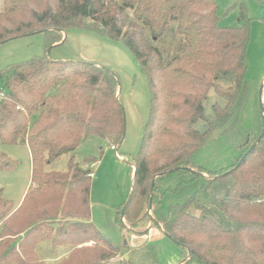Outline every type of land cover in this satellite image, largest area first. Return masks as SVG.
<instances>
[{
    "label": "trees",
    "instance_id": "16d2710c",
    "mask_svg": "<svg viewBox=\"0 0 264 264\" xmlns=\"http://www.w3.org/2000/svg\"><path fill=\"white\" fill-rule=\"evenodd\" d=\"M217 13L215 0H2L0 46L44 34L51 49L74 28L123 42L148 80L151 108L117 221L136 235L159 229L181 247V264H264V137L243 159L263 131L260 106L257 129L247 131L243 155L229 168L209 172L194 162L210 138L239 127L249 93L250 21L242 12L240 27L225 28ZM1 79L0 142L28 147L32 187L17 209L0 189V264H46L36 251L42 241L69 247L55 264H131L116 260L120 249L92 221L99 160L78 164L74 156L90 138L121 145L117 74L34 57L2 70ZM63 156H71L67 172L46 170ZM18 166L0 151V172ZM194 182L201 184L189 199L169 204Z\"/></svg>",
    "mask_w": 264,
    "mask_h": 264
},
{
    "label": "rangeland",
    "instance_id": "374dc122",
    "mask_svg": "<svg viewBox=\"0 0 264 264\" xmlns=\"http://www.w3.org/2000/svg\"><path fill=\"white\" fill-rule=\"evenodd\" d=\"M215 1L219 25L225 28L240 27L243 12L250 21L251 39L246 72L249 93L242 121L228 135L210 138L194 156L196 165L209 172H221L243 155V149L238 146L246 140L247 131L257 129L259 90L264 85V0ZM1 7L2 0L0 9ZM64 41L48 49L44 34L11 40L0 46V72L34 57H48L58 62L86 61L117 74L125 114V134L119 147L120 156H116L107 140L99 138L86 140L74 153L78 164H83L88 159L99 160L93 168L90 199L92 221L117 245L122 259L131 264H180L183 261V251L175 242L167 237L152 240L150 234L134 237L117 221V209L127 202L131 193L133 157L140 150L151 108L148 80L142 68L123 42L111 41L96 32L80 28L69 29L65 32ZM0 90H6L4 79L0 80ZM212 105L213 100L206 102L207 113L212 112ZM0 151L19 163L12 173L0 172V186L7 188L4 198L10 197L15 207L28 182L32 167L31 156L26 147L6 146L1 142ZM70 157L63 156L50 165L48 171L67 172ZM200 184L194 182L182 186L178 193L170 196L169 204L185 202ZM55 263L57 262L50 261L46 264Z\"/></svg>",
    "mask_w": 264,
    "mask_h": 264
},
{
    "label": "crops",
    "instance_id": "0c3cea01",
    "mask_svg": "<svg viewBox=\"0 0 264 264\" xmlns=\"http://www.w3.org/2000/svg\"><path fill=\"white\" fill-rule=\"evenodd\" d=\"M23 147H26V146H23ZM119 147L120 146H117V153L118 154H119ZM26 148L28 149V147H26ZM28 151H29V149H28ZM29 154H30V151H29ZM115 154H116V152H115ZM31 165H32V161H31ZM95 165H93V168H94ZM48 167L46 168V170L49 169ZM93 179H94V177H93ZM31 187H32V167H31V170H30L28 182H27V184L25 186V189H24V191L22 193V196H21L20 200L18 201V204L15 206V209L19 208L22 205V203H23V201H24V199H25L26 195L28 194V192H29ZM0 189L3 190V193H4L3 195H5L7 188L0 186ZM6 199L10 200V201H13L10 197L9 198L7 197ZM90 199H91V197H90ZM149 234H150V237H151L152 240H162L163 238H166L164 236V234L159 229L150 228L149 233L145 234V235H149ZM145 235L133 234L134 237L135 236H145ZM69 250H70L69 247H57V248H54L52 246L51 242H49V241H42L41 243L38 244L37 249H36L39 258L42 261H44L45 263L50 262V261H53V262L54 261L55 262L60 261L61 259H63L68 254ZM117 260H123L120 254H119Z\"/></svg>",
    "mask_w": 264,
    "mask_h": 264
},
{
    "label": "water",
    "instance_id": "95a60500",
    "mask_svg": "<svg viewBox=\"0 0 264 264\" xmlns=\"http://www.w3.org/2000/svg\"><path fill=\"white\" fill-rule=\"evenodd\" d=\"M263 96H264V85H262V86L260 87V90H259V106H260V110H261V113H262V114L264 113V99H263ZM262 125H263V131H262V134H261L260 138H259L258 141H257V142L251 147L250 151H248V152L244 155L243 159H244L245 157H247V156L250 154V152L254 149V147L256 146V144H257L258 142H260V141L262 140V138L264 137V115H263V119H262Z\"/></svg>",
    "mask_w": 264,
    "mask_h": 264
},
{
    "label": "built area",
    "instance_id": "2783aa9c",
    "mask_svg": "<svg viewBox=\"0 0 264 264\" xmlns=\"http://www.w3.org/2000/svg\"><path fill=\"white\" fill-rule=\"evenodd\" d=\"M5 95L4 91H2L0 93V98H3ZM112 150H114L116 152V156L119 157V154L117 153V147H112Z\"/></svg>",
    "mask_w": 264,
    "mask_h": 264
}]
</instances>
